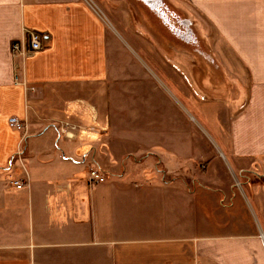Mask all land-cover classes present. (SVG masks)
I'll list each match as a JSON object with an SVG mask.
<instances>
[{
  "label": "crops",
  "instance_id": "crops-1",
  "mask_svg": "<svg viewBox=\"0 0 264 264\" xmlns=\"http://www.w3.org/2000/svg\"><path fill=\"white\" fill-rule=\"evenodd\" d=\"M163 1L242 52L243 103L226 136L197 106L196 152L158 86L115 74L121 46L85 0H0V264H264V0Z\"/></svg>",
  "mask_w": 264,
  "mask_h": 264
},
{
  "label": "rangeland",
  "instance_id": "rangeland-1",
  "mask_svg": "<svg viewBox=\"0 0 264 264\" xmlns=\"http://www.w3.org/2000/svg\"><path fill=\"white\" fill-rule=\"evenodd\" d=\"M91 1L104 16L107 27L114 31V39L121 46L118 47L119 58L117 57L119 68H112L115 74L124 77L132 69L139 83L143 84L140 87L148 88L151 83L152 86L159 87L157 92L150 93L163 94L177 111L179 121L184 122V142L188 153L200 151L197 143L203 144L209 140L206 124L212 123L204 121L198 113L197 106L200 104L213 106L216 115L220 117L219 122L226 128L225 136L228 135L232 111L244 100V79L229 78L232 71H243L240 49L233 48L224 41L223 34L206 19L202 20L203 23L205 21L202 24L204 28L199 30L197 22L177 13L163 0H155L153 5H162L164 16L145 0ZM115 16L120 17V25L115 24ZM109 22L115 28L117 26L120 35ZM163 82L169 91L163 86ZM114 88L117 89V85ZM172 91L184 104L186 111L170 93ZM208 129L211 131L209 127ZM64 134L67 138L75 136L71 126ZM202 163V159L195 160L196 169L203 170ZM18 180L23 181V187L25 181ZM249 211H252V207L248 201V213Z\"/></svg>",
  "mask_w": 264,
  "mask_h": 264
},
{
  "label": "built area",
  "instance_id": "built-area-1",
  "mask_svg": "<svg viewBox=\"0 0 264 264\" xmlns=\"http://www.w3.org/2000/svg\"><path fill=\"white\" fill-rule=\"evenodd\" d=\"M85 2H87L89 4L91 9L95 13H97V15L100 18L104 19V16L99 13L100 11L98 9H96V7L93 5L91 0H85ZM162 8H163L162 5L159 6V10H157V11L161 12L162 15L164 16L165 12ZM157 9H158V7H157ZM164 20H166V19H164ZM26 37H28V51H39V50H42L43 47H45V39H44V36L42 35V33L35 31V30H29L27 32ZM9 50H10L11 56H13V57H17V56L21 55L24 51V49H22V47L18 41H14L11 44V47ZM15 67H16V69H18L17 63H15ZM16 76H17V73L15 72V79H16ZM8 123H9L10 127H12V128H15L18 130L23 128V124L21 123V120L15 116L10 117L8 119ZM66 126H68V125H66ZM72 129H75V127L71 125V130ZM66 133H68V132H66ZM105 179H106L105 175L102 172H100L99 170H97V169H90L89 170L88 183H90V184L102 183L105 181ZM21 185H23L22 180L13 181V186L20 188Z\"/></svg>",
  "mask_w": 264,
  "mask_h": 264
},
{
  "label": "bare ground",
  "instance_id": "bare-ground-1",
  "mask_svg": "<svg viewBox=\"0 0 264 264\" xmlns=\"http://www.w3.org/2000/svg\"><path fill=\"white\" fill-rule=\"evenodd\" d=\"M149 1H151V0H149ZM148 0H145V2H149ZM152 7L154 6L152 3H149ZM154 8H155V6H154Z\"/></svg>",
  "mask_w": 264,
  "mask_h": 264
}]
</instances>
